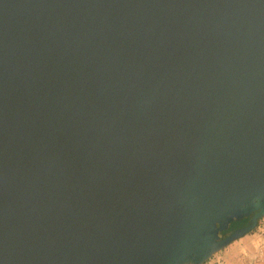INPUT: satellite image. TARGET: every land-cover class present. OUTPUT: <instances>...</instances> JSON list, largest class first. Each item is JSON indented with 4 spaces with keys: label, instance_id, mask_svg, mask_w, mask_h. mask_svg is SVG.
Listing matches in <instances>:
<instances>
[{
    "label": "water",
    "instance_id": "obj_1",
    "mask_svg": "<svg viewBox=\"0 0 264 264\" xmlns=\"http://www.w3.org/2000/svg\"><path fill=\"white\" fill-rule=\"evenodd\" d=\"M263 217L264 0H0V264H202Z\"/></svg>",
    "mask_w": 264,
    "mask_h": 264
},
{
    "label": "crops",
    "instance_id": "obj_2",
    "mask_svg": "<svg viewBox=\"0 0 264 264\" xmlns=\"http://www.w3.org/2000/svg\"><path fill=\"white\" fill-rule=\"evenodd\" d=\"M255 228L248 234L238 238V240L233 241L232 244L227 245L213 254L211 258L202 264H211L214 261L215 255L219 254L226 257L232 264L233 262L237 264H246V262H249L253 257V252L261 250L264 243V234H256Z\"/></svg>",
    "mask_w": 264,
    "mask_h": 264
},
{
    "label": "rangeland",
    "instance_id": "obj_3",
    "mask_svg": "<svg viewBox=\"0 0 264 264\" xmlns=\"http://www.w3.org/2000/svg\"><path fill=\"white\" fill-rule=\"evenodd\" d=\"M258 223H259V225H257V227L255 228V233L256 234H259V235L264 234V217L261 218L258 221ZM232 243L233 242H231L230 244H232ZM227 261H228L229 264H232L228 259H227ZM233 264H237V263L233 262ZM246 264H264V243H263V247H262L261 250H258V251L253 252L252 259L249 260V262H246Z\"/></svg>",
    "mask_w": 264,
    "mask_h": 264
},
{
    "label": "built area",
    "instance_id": "obj_4",
    "mask_svg": "<svg viewBox=\"0 0 264 264\" xmlns=\"http://www.w3.org/2000/svg\"><path fill=\"white\" fill-rule=\"evenodd\" d=\"M211 264H229L227 259L221 254L216 255L214 261Z\"/></svg>",
    "mask_w": 264,
    "mask_h": 264
},
{
    "label": "trees",
    "instance_id": "obj_5",
    "mask_svg": "<svg viewBox=\"0 0 264 264\" xmlns=\"http://www.w3.org/2000/svg\"><path fill=\"white\" fill-rule=\"evenodd\" d=\"M244 223H245V220H240V221L234 222V223L232 224V227H240V226H242Z\"/></svg>",
    "mask_w": 264,
    "mask_h": 264
}]
</instances>
